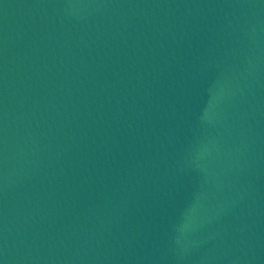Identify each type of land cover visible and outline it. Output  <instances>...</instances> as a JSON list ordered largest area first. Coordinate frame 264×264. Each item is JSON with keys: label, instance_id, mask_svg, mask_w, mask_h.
<instances>
[{"label": "water", "instance_id": "95a60500", "mask_svg": "<svg viewBox=\"0 0 264 264\" xmlns=\"http://www.w3.org/2000/svg\"><path fill=\"white\" fill-rule=\"evenodd\" d=\"M0 264H264V0H0Z\"/></svg>", "mask_w": 264, "mask_h": 264}]
</instances>
